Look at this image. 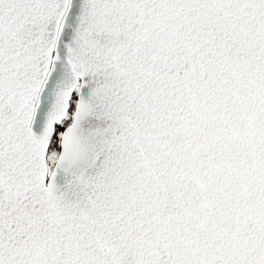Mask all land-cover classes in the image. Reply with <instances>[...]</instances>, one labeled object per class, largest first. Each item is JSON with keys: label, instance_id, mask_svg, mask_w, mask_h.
Wrapping results in <instances>:
<instances>
[{"label": "snow or ice", "instance_id": "1", "mask_svg": "<svg viewBox=\"0 0 264 264\" xmlns=\"http://www.w3.org/2000/svg\"><path fill=\"white\" fill-rule=\"evenodd\" d=\"M0 264H264V0H0Z\"/></svg>", "mask_w": 264, "mask_h": 264}]
</instances>
